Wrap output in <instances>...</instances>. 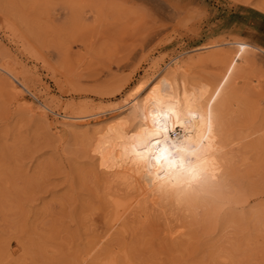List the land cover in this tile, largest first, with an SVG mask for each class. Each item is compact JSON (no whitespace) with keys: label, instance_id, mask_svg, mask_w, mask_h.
I'll return each instance as SVG.
<instances>
[{"label":"rangeland","instance_id":"rangeland-1","mask_svg":"<svg viewBox=\"0 0 264 264\" xmlns=\"http://www.w3.org/2000/svg\"><path fill=\"white\" fill-rule=\"evenodd\" d=\"M238 39L217 190L114 224L91 134L181 60L214 81ZM1 64L0 264H264V0H0Z\"/></svg>","mask_w":264,"mask_h":264},{"label":"bare ground","instance_id":"bare-ground-1","mask_svg":"<svg viewBox=\"0 0 264 264\" xmlns=\"http://www.w3.org/2000/svg\"><path fill=\"white\" fill-rule=\"evenodd\" d=\"M227 44L230 46L226 50L221 49L213 57V61L216 59L223 66V71L221 69L215 75L214 81L200 87L189 80L195 83V90L192 84L188 87L187 63L181 60L180 64L175 63L161 70L151 80L145 79L146 82L132 100L111 105L114 106L111 111L118 113L111 115L103 126L91 134V151L98 159V168L106 175L104 181L107 186H104L114 224L121 223L122 217L130 212L144 213L149 207L163 201L192 205L195 199L211 198L217 190L220 184V180H217L223 167L222 150L228 146L222 141V125L226 123L222 121L226 115L223 113L227 108L224 107L225 88L228 83H233L232 75L239 69L238 66L248 61L251 49L257 48L240 39ZM0 69L15 78L2 64ZM161 89H165L163 99L166 102L163 107L151 103L161 96ZM151 112L157 115L150 116ZM66 117L71 120L84 118L83 115ZM95 123H99V120ZM169 132H173L174 136H170ZM158 155L165 157L159 168L155 163ZM169 160L177 163L176 168L169 167ZM186 167L197 168L198 175L194 179L184 177ZM153 170L165 172L164 177H155L166 181L163 187L153 185ZM174 172L180 173L179 181L176 176H171Z\"/></svg>","mask_w":264,"mask_h":264},{"label":"clouds","instance_id":"clouds-1","mask_svg":"<svg viewBox=\"0 0 264 264\" xmlns=\"http://www.w3.org/2000/svg\"><path fill=\"white\" fill-rule=\"evenodd\" d=\"M164 91H165V89H161V96L160 97H158V98H156V99H154L153 101H151V103L153 104V105H156V104H159L161 107H163V105L165 104V100L163 99V94H164ZM149 115L150 116H155V115H157V113H155V112H151V113H149ZM161 151H163V150H161ZM157 157H159V160L157 159ZM165 159V157H163V156H156V158H155V163H156V165H157V168H159V165L163 162V160ZM168 164H169V167L171 168V167H174V168H176V166H177V163H175L174 161H171V160H169L168 161ZM154 171V176L152 177V183H153V185H157L158 187H163L164 186V184L166 183V181L164 180V179H156L155 177L156 176H160V177H164L165 176V172L163 171V170H160V171H155V170H153ZM176 176V179L179 181V179L181 178L180 177V173H172L171 174V176ZM183 175H184V177H186V178H189V179H194L197 175H198V171H197V168H184V170H183Z\"/></svg>","mask_w":264,"mask_h":264},{"label":"snow or ice","instance_id":"snow-or-ice-1","mask_svg":"<svg viewBox=\"0 0 264 264\" xmlns=\"http://www.w3.org/2000/svg\"><path fill=\"white\" fill-rule=\"evenodd\" d=\"M157 159L159 160V157H157Z\"/></svg>","mask_w":264,"mask_h":264}]
</instances>
